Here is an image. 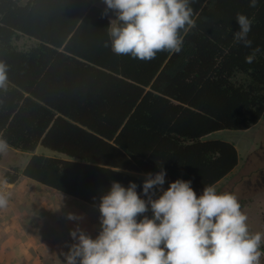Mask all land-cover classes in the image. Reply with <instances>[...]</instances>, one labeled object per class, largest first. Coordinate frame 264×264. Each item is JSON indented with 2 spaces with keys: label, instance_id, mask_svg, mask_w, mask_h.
I'll return each mask as SVG.
<instances>
[{
  "label": "trees",
  "instance_id": "16d2710c",
  "mask_svg": "<svg viewBox=\"0 0 264 264\" xmlns=\"http://www.w3.org/2000/svg\"><path fill=\"white\" fill-rule=\"evenodd\" d=\"M190 6L195 26L181 30V50L145 62L104 46L110 19L88 0H0V138L66 157L35 155L26 177L98 208L112 182L135 183L146 200V175L163 169V190L179 179L199 196L237 166L233 143L206 138L264 117V0ZM237 13L252 20L251 47L234 42ZM20 34L38 44L19 49Z\"/></svg>",
  "mask_w": 264,
  "mask_h": 264
},
{
  "label": "clouds",
  "instance_id": "9594fccd",
  "mask_svg": "<svg viewBox=\"0 0 264 264\" xmlns=\"http://www.w3.org/2000/svg\"><path fill=\"white\" fill-rule=\"evenodd\" d=\"M195 0H103V15L111 10L104 46L117 56L151 61L163 51L179 52L181 30L194 27ZM258 0H249L255 8ZM234 42L251 47L252 20L237 13ZM254 57H245L251 64ZM8 67L0 62V90H7ZM9 144L0 138V153ZM166 172L148 173L142 199L137 185L112 182L100 199L101 229L93 239L79 227L70 232L75 243L66 264H260L264 233L249 231L248 217L232 193L218 194L214 185L197 196L191 181L176 180L163 190ZM7 180L0 181V209L8 207ZM162 192L157 198L156 191ZM152 212V218L144 215ZM143 219L138 221V217ZM69 220L78 219L69 214Z\"/></svg>",
  "mask_w": 264,
  "mask_h": 264
},
{
  "label": "rangeland",
  "instance_id": "374dc122",
  "mask_svg": "<svg viewBox=\"0 0 264 264\" xmlns=\"http://www.w3.org/2000/svg\"><path fill=\"white\" fill-rule=\"evenodd\" d=\"M88 2L105 11L103 0ZM107 16L110 22L116 19L111 10ZM15 40L22 50L38 44L22 34ZM213 139L233 143L239 155L237 166L214 184L217 193L234 194L248 217L249 231L264 233V117L248 130H224L206 138ZM35 155L66 158L43 146L35 152L9 147L6 153H0V181L7 180L6 190L10 192L8 207L0 209V264H66V254L75 243L70 232L79 227L95 239L101 229L99 209L22 173ZM69 214L78 219L69 220ZM260 264H264V254Z\"/></svg>",
  "mask_w": 264,
  "mask_h": 264
},
{
  "label": "crops",
  "instance_id": "0c3cea01",
  "mask_svg": "<svg viewBox=\"0 0 264 264\" xmlns=\"http://www.w3.org/2000/svg\"><path fill=\"white\" fill-rule=\"evenodd\" d=\"M56 191V190H55ZM65 195H67V194H65ZM71 197V196H70ZM72 198H74V197H72ZM75 200H79V199H76L75 198ZM79 201H82V200H79ZM88 205H91V204H88ZM91 206H93V205H91ZM93 207H95V208H97L96 206H93ZM97 209H99V208H97Z\"/></svg>",
  "mask_w": 264,
  "mask_h": 264
}]
</instances>
